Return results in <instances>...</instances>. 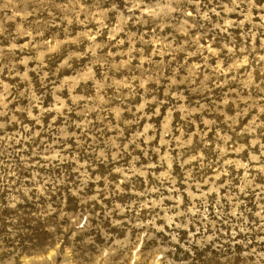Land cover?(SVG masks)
Returning <instances> with one entry per match:
<instances>
[{
  "label": "rangeland",
  "instance_id": "rangeland-1",
  "mask_svg": "<svg viewBox=\"0 0 264 264\" xmlns=\"http://www.w3.org/2000/svg\"><path fill=\"white\" fill-rule=\"evenodd\" d=\"M0 264H264V0H0Z\"/></svg>",
  "mask_w": 264,
  "mask_h": 264
}]
</instances>
